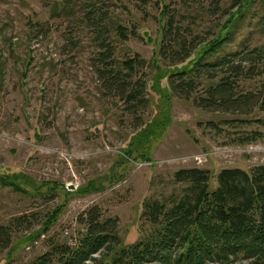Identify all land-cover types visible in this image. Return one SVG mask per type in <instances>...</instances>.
<instances>
[{
	"label": "rangeland",
	"instance_id": "rangeland-1",
	"mask_svg": "<svg viewBox=\"0 0 264 264\" xmlns=\"http://www.w3.org/2000/svg\"><path fill=\"white\" fill-rule=\"evenodd\" d=\"M221 1L233 17L206 16L204 0H0V228L11 227L0 264H32L53 241L78 242L81 218L94 208L117 221L121 248L147 240L154 227L142 219L144 202L180 195L178 171H209L214 191L221 170L264 165V110H202L175 97L168 74L187 63L167 68L159 56L165 7L205 39L233 20L229 52L264 49V0ZM107 49L120 67L137 55L146 61L138 74L147 80L146 111L132 115L107 91L99 71ZM248 85L261 91L264 75ZM94 258L108 264L112 256Z\"/></svg>",
	"mask_w": 264,
	"mask_h": 264
},
{
	"label": "trees",
	"instance_id": "trees-1",
	"mask_svg": "<svg viewBox=\"0 0 264 264\" xmlns=\"http://www.w3.org/2000/svg\"><path fill=\"white\" fill-rule=\"evenodd\" d=\"M135 1L143 6L154 2ZM204 1L210 5L205 10L206 16L213 17L219 12L234 16L231 10L221 7V0ZM164 10L167 21L159 56L167 68L187 63L168 74L172 94L193 101L202 110L233 114L256 108L264 110V87L254 93L251 86H246L264 75V49L244 46L229 52L236 34L229 30L233 24L231 19L222 25L218 34H211L210 28L209 33L204 31L212 36L205 39L204 34H195L192 25L184 27L175 15H169L168 7ZM92 11L91 14L97 10ZM125 31L122 27L118 29L119 37L124 40L127 39ZM111 55L113 50L107 49L100 57L103 66L99 71L104 75L107 91L117 93L132 115L146 111L150 105L147 80L145 75L138 77L146 61L137 55L123 61L120 67L116 61L110 62ZM193 56L195 59L190 60ZM209 125L214 129L219 127L215 122ZM163 126L162 123L158 135ZM259 139L258 135L248 136L240 144ZM210 180L207 170L183 169L174 176V182L182 185L180 195L147 199L142 219L154 227L147 240L121 248L117 221L104 220L101 210L94 208L81 218L86 230L75 247L53 241L49 244L50 250L32 264H88L90 261L99 264L94 256L103 254L112 256L108 264H264V165L250 171L221 170L214 191L210 190ZM24 223L25 218L16 220L17 225ZM10 230L11 227L0 228V247L11 243Z\"/></svg>",
	"mask_w": 264,
	"mask_h": 264
},
{
	"label": "built area",
	"instance_id": "built-area-1",
	"mask_svg": "<svg viewBox=\"0 0 264 264\" xmlns=\"http://www.w3.org/2000/svg\"><path fill=\"white\" fill-rule=\"evenodd\" d=\"M71 245L75 246L76 245V241L75 240H71Z\"/></svg>",
	"mask_w": 264,
	"mask_h": 264
}]
</instances>
